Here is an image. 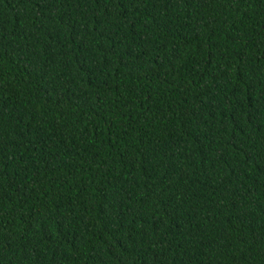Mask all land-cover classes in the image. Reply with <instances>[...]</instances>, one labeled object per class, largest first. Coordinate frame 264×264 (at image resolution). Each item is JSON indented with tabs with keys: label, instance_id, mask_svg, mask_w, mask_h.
<instances>
[{
	"label": "trees",
	"instance_id": "16d2710c",
	"mask_svg": "<svg viewBox=\"0 0 264 264\" xmlns=\"http://www.w3.org/2000/svg\"><path fill=\"white\" fill-rule=\"evenodd\" d=\"M0 264H264V0H0Z\"/></svg>",
	"mask_w": 264,
	"mask_h": 264
}]
</instances>
